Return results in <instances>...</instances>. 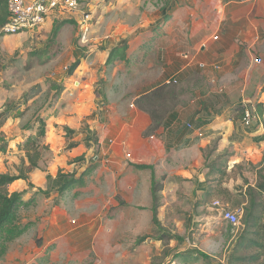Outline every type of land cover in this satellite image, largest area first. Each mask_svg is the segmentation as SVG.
Here are the masks:
<instances>
[{"label":"rangeland","instance_id":"obj_1","mask_svg":"<svg viewBox=\"0 0 264 264\" xmlns=\"http://www.w3.org/2000/svg\"><path fill=\"white\" fill-rule=\"evenodd\" d=\"M79 1L82 11L92 19L85 43L81 42L82 34L74 20L75 26H64L57 39L50 40L52 27L71 20L67 16L34 31L0 38V108L12 106L0 126V147L6 145L5 151L0 152V174L17 175L22 163L26 167L28 162L20 147L29 138L39 145L40 154L37 168L28 174L32 187L17 180L8 189L22 193V203L0 235V264H184L177 256L195 251L207 258H193L188 264H242L230 260L232 256L253 255L251 250H239L237 243L243 233L242 193L254 168L242 165L225 170L220 189H229L230 194L205 196L197 185L202 179L201 171L214 160L211 158L217 136L201 150L203 161L199 169L189 167L191 154L179 152L178 159L181 156L188 161L185 170L191 172V177L181 173L176 176L183 164L172 166L169 181H164L169 175L167 170L156 174L162 186L157 202L159 226L151 220L148 172H133L135 165L131 164L136 163L130 162L129 153L117 166L116 178L106 177L103 172L104 165L112 173L116 171L110 169L108 162L112 151L109 146L115 147L117 153L119 149L114 140L99 144L96 128L107 125L109 104L107 97L98 98V90L106 84L109 100L114 101L115 91L121 96V88L148 76L141 71L148 69L147 63L154 54L144 58L146 64L142 61L139 67L129 66L128 72L121 63L114 61L106 68L99 62L93 63L92 57L105 44L111 49L121 42L150 35L155 29L160 33V10L171 0ZM186 1L193 2L176 0V5ZM75 52L81 63L73 75L84 76L91 68L101 70L92 84H81L80 91L76 90L72 97L66 94L59 99L63 87L75 88L73 75H67ZM197 71L190 82L169 85L174 96L153 108L157 109V116L182 108L195 92L202 94L220 88L218 74L209 77L214 80L211 85L204 82L206 74ZM146 85L145 88L151 87ZM91 86H95L94 93ZM91 93L98 98L93 103ZM75 103L79 107L73 106ZM201 104L207 109L205 103ZM237 105L231 109L232 116ZM38 119L45 123L46 135L42 139H36ZM125 122L121 120L122 124ZM184 127L189 130L185 124ZM85 165L91 168L84 185L58 196L53 185L56 174L75 175ZM218 178H214V188ZM223 211L236 214L239 225L233 227L225 222L220 217Z\"/></svg>","mask_w":264,"mask_h":264},{"label":"crops","instance_id":"obj_2","mask_svg":"<svg viewBox=\"0 0 264 264\" xmlns=\"http://www.w3.org/2000/svg\"><path fill=\"white\" fill-rule=\"evenodd\" d=\"M49 24L51 23L46 25ZM159 27L162 28L160 33L157 29L150 35L138 36L126 41L128 63L116 60V63L123 64L121 66H124L128 72L129 66L139 67L142 61L146 64L144 58L153 53L154 57L147 63L148 69L141 71L142 74L147 73L148 76L139 79L138 83L126 85L123 90L121 88V96L115 91L112 102L107 95L106 84L102 89L103 98L98 94L99 99L107 97L109 104L107 125H99L96 128L99 131V144L103 146L105 141L108 143L114 140L119 149L117 153L115 147L109 146L112 151L108 162L111 164L110 169L116 171L112 173L104 165L105 171L102 169L103 172L107 174L106 177L116 178L117 166L129 153L130 162L136 163L131 165L152 166L155 176L160 170H165V172L167 170L169 175L164 181L171 179V169L176 164H183L176 176L181 173L182 176L187 174L191 177V172L185 170L188 161L186 157L181 158L180 156L178 159L179 152L191 154L192 158L189 161L191 166L189 167L199 169L203 161L201 150L213 140L214 136H217L211 158L214 160L201 171L202 179L197 187L200 189L204 187L211 168L212 171L218 167L231 171L235 167L248 165L254 170L250 174L251 178L246 177L247 183L242 193L244 194L247 186H255L258 179L257 172L264 163V123L258 119L250 129H246L241 121H234V116L230 113L237 104L254 110L256 104L264 103V93H262L264 85V0H193L191 3L186 1L177 5L175 0L173 7L166 11L164 17L162 16ZM1 37L4 36L1 35ZM99 49L92 57L93 63L99 62L101 66L110 68L111 64L106 65L110 45L106 47L105 44ZM257 60L261 63L257 64ZM199 65H204L205 68H200ZM197 69L200 73L206 74L204 82L211 85L214 84V80L209 77L212 78V75L218 74L220 88L213 92L205 90L202 94L195 92L188 104L176 109L165 119L167 123L164 126L156 130L154 134L145 137L144 133L150 127L151 121L147 114L135 107V100L171 80H176L177 85H184L196 75ZM99 70L101 68L97 71L91 68L81 77L72 74L75 88L63 87L59 99L66 94L72 97L76 90L80 91L81 84H88V82L92 84ZM146 84L151 87L145 88ZM94 89L95 86L92 92ZM93 93L91 95L95 99L91 100L92 103L98 100ZM212 93L217 95H212ZM78 96L81 99V94ZM201 103H205L207 109L201 107ZM78 105L75 103L73 106ZM90 106L95 108L92 104ZM209 113L211 116L208 115ZM213 113L218 115L214 116ZM74 114H78L76 110ZM122 119L126 121L123 124ZM184 124L189 129L188 131L184 129ZM20 149L23 151L22 146ZM23 158L27 162L25 153ZM80 159L75 162H79ZM90 165L82 166L75 177H80L91 168ZM23 167L27 168L29 164ZM134 170L133 172L137 173L148 172L146 184L151 205V171ZM29 182L31 183L30 179ZM262 198L264 199V194ZM241 205L242 207L247 205L246 199ZM248 250H251L253 255L259 256L258 262L264 264L263 249L257 250L253 247L246 251Z\"/></svg>","mask_w":264,"mask_h":264},{"label":"trees","instance_id":"obj_3","mask_svg":"<svg viewBox=\"0 0 264 264\" xmlns=\"http://www.w3.org/2000/svg\"><path fill=\"white\" fill-rule=\"evenodd\" d=\"M175 0H171L164 8L160 10V15L165 16L166 11H168L169 8L173 7V2ZM8 18V11H7V4L5 0H0V28L4 23L6 22ZM71 24L74 25V21L72 20H64L57 25H54L52 27L51 33H50V40L54 42L58 34L64 26ZM154 31H157L155 29ZM1 37V35H0ZM127 42H121L118 45H115L112 47L109 51L108 58L106 60V65L112 64L114 61H121L128 63V59L126 56L127 52ZM80 57L77 55V53H74V61L67 69V75L71 76L74 71L77 69V67L80 65ZM169 85H175V84H163L155 87L152 91L145 93L141 95L138 99L135 100L134 105L135 107L140 110L141 112L147 114L150 118L151 125L147 129V131L144 133V136H149L151 134H154L156 130H158L160 127L164 126L166 122V118L171 115L175 110H169L165 112V115L163 116H157V104L165 101V99L170 98V96H174V91L169 89ZM262 93H264V85L262 87ZM98 94L103 98V91L98 90ZM246 108H249L244 105H237L235 110V116L234 121L238 120L242 122L243 119V112ZM12 109V106L4 105L0 109V126L2 125V122L6 118L8 112ZM252 110V109H251ZM253 114L257 117V121L259 119L260 122L264 123V103H258L254 106V110H252ZM38 123V132L36 134V139H42L46 135V129H45V123L42 119L37 120ZM257 123V122H256ZM252 127V126H251ZM249 127V129L251 128ZM39 145L35 142V140L28 139L23 145L22 150L25 153V157L27 159V162L29 164V167L24 168V163H22L21 167L18 168V174L17 175H10V174H0V235L2 231L6 228L8 223L13 218L16 209L19 205L22 203V193L18 192H9L8 187L13 184L17 180H23L27 183L28 187L31 188L32 185L29 182L28 174L31 170L34 168H37V161L39 160L40 154L38 151ZM6 149V145H3L0 147V152H4ZM82 160V159H80ZM134 168L136 170H150L151 171V177H150V197H151V205H150V212H151V220L152 223L156 226H159L158 221V193L162 190V186L159 185L153 171L152 166H146V165H135ZM90 170V169H88ZM88 170L85 171L80 177H75V175L71 174H63L58 172L56 175V178L53 180V185L56 191V194L60 196L62 193L66 192L70 188L73 187H80L84 185V178L86 174H88ZM219 177L216 179L217 185L215 186V177ZM226 176L225 169H222L221 167L215 168L214 171H212V168L210 169L209 174L207 175V180L204 183V187L201 189L205 196L208 195H222L227 194L229 195L230 192L227 189H220L221 186V179ZM257 182L254 187L247 186L245 193L243 196L246 199L247 205L245 207H242L243 209V215L241 217V224L243 226V233L241 238L239 239L237 243V247L239 250H247L250 248L255 247L258 249L264 250V199L262 198V195L264 194V163L263 166L258 170L257 172ZM50 178V177H49ZM211 178V179H210ZM247 182L245 181V184ZM162 239V238H161ZM192 254L195 257H192ZM0 257H1V248H0ZM207 258L203 253L195 251L191 254L186 255H178L177 258H182V261L184 264H188L191 262L193 258ZM259 256L256 255H244L242 257H235L232 256L230 263H237L240 262L242 264H253L254 262H258ZM194 260V259H193ZM192 260V261H193ZM196 260V259H195Z\"/></svg>","mask_w":264,"mask_h":264},{"label":"built area","instance_id":"obj_4","mask_svg":"<svg viewBox=\"0 0 264 264\" xmlns=\"http://www.w3.org/2000/svg\"><path fill=\"white\" fill-rule=\"evenodd\" d=\"M7 4L8 18L0 28V35L15 36L20 33L30 32L42 28L46 23L67 16L78 25L81 42H86V32L91 22V15L82 11V3L79 0H5ZM215 40V39H214ZM256 62L260 63V60ZM205 68L204 65H199ZM215 69H218L215 67ZM176 84L171 80L167 84ZM257 122V117L250 108L243 112L242 124L251 127ZM214 205H218L215 203ZM220 217L232 225H239V218L229 211L220 213Z\"/></svg>","mask_w":264,"mask_h":264}]
</instances>
